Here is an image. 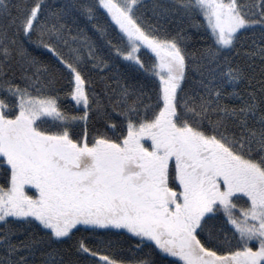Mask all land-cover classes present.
Listing matches in <instances>:
<instances>
[{"label":"snow or ice","instance_id":"snow-or-ice-1","mask_svg":"<svg viewBox=\"0 0 264 264\" xmlns=\"http://www.w3.org/2000/svg\"><path fill=\"white\" fill-rule=\"evenodd\" d=\"M0 264H264V0H0Z\"/></svg>","mask_w":264,"mask_h":264}]
</instances>
